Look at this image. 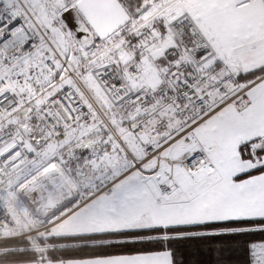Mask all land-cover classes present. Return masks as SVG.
I'll list each match as a JSON object with an SVG mask.
<instances>
[{
  "label": "snow or ice",
  "instance_id": "obj_1",
  "mask_svg": "<svg viewBox=\"0 0 264 264\" xmlns=\"http://www.w3.org/2000/svg\"><path fill=\"white\" fill-rule=\"evenodd\" d=\"M0 264H264V0H0Z\"/></svg>",
  "mask_w": 264,
  "mask_h": 264
},
{
  "label": "water",
  "instance_id": "obj_2",
  "mask_svg": "<svg viewBox=\"0 0 264 264\" xmlns=\"http://www.w3.org/2000/svg\"><path fill=\"white\" fill-rule=\"evenodd\" d=\"M112 9L110 7H102L99 9V13L102 17L108 18L112 14Z\"/></svg>",
  "mask_w": 264,
  "mask_h": 264
}]
</instances>
